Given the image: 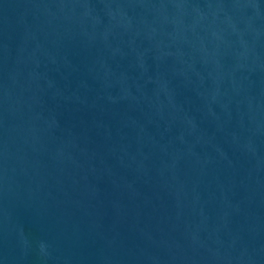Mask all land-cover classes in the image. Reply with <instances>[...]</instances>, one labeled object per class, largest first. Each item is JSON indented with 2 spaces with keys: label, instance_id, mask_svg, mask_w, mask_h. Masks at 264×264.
<instances>
[{
  "label": "water",
  "instance_id": "water-1",
  "mask_svg": "<svg viewBox=\"0 0 264 264\" xmlns=\"http://www.w3.org/2000/svg\"><path fill=\"white\" fill-rule=\"evenodd\" d=\"M0 264H264V0H0Z\"/></svg>",
  "mask_w": 264,
  "mask_h": 264
}]
</instances>
